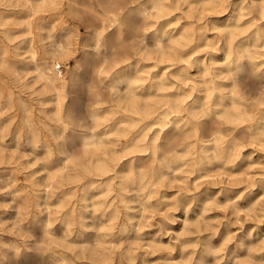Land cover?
Masks as SVG:
<instances>
[{
  "label": "clouds",
  "instance_id": "9594fccd",
  "mask_svg": "<svg viewBox=\"0 0 264 264\" xmlns=\"http://www.w3.org/2000/svg\"><path fill=\"white\" fill-rule=\"evenodd\" d=\"M0 264H264V0H0Z\"/></svg>",
  "mask_w": 264,
  "mask_h": 264
}]
</instances>
